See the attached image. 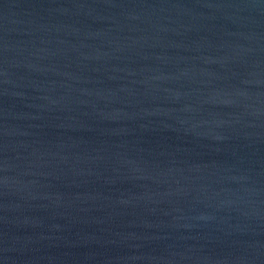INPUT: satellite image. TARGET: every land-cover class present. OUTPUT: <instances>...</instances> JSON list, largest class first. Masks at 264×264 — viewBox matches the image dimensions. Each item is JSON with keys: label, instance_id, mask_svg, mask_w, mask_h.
<instances>
[{"label": "water", "instance_id": "1", "mask_svg": "<svg viewBox=\"0 0 264 264\" xmlns=\"http://www.w3.org/2000/svg\"><path fill=\"white\" fill-rule=\"evenodd\" d=\"M0 264H264V0H0Z\"/></svg>", "mask_w": 264, "mask_h": 264}]
</instances>
